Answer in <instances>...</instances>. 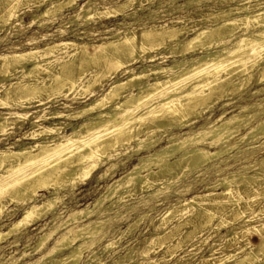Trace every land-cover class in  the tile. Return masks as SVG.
I'll return each instance as SVG.
<instances>
[{
    "label": "bare ground",
    "instance_id": "obj_1",
    "mask_svg": "<svg viewBox=\"0 0 264 264\" xmlns=\"http://www.w3.org/2000/svg\"><path fill=\"white\" fill-rule=\"evenodd\" d=\"M19 1L12 0V4L16 6ZM27 1L29 3V0ZM132 1L124 0L123 3L116 6L93 4L88 1L87 4L84 3L85 5L74 12L73 16L68 19V23L70 21L76 22L77 20L86 23L94 17L106 18L116 16L119 12L124 13L133 4ZM31 2L35 4L37 10V13L33 15V19H37L41 22L40 25H42L44 22L55 21L63 15L62 12L65 9L76 5L77 0H35ZM191 4L198 5V2L188 1L182 6H189ZM260 6L261 4L256 1L253 5L249 4L240 8H229L227 10L220 8L212 9L210 14L199 16L201 20H211V22L208 21L211 24H203L194 29L182 28V26H177L178 23L175 22H169L168 24H163V26H151L150 28L143 29L139 36L143 41L148 40L153 35L159 38L151 39L150 43L146 41L147 44L144 42L138 44L135 41L137 40L136 33L126 31L114 35L110 40H102L99 43L52 42L46 44L41 50L16 52L15 49H12L6 55H0V73L3 75V77L1 76L2 78L0 77L2 79L0 80V106L8 105L9 100L17 104L31 102L30 100L36 99L42 92L49 94L48 97L50 98L53 95L61 94L64 89L71 91L75 85H78L84 91H88L91 87H95L96 84L101 86L103 83L102 78L104 79V77L110 79L117 72L119 74H127L126 77L116 79L107 85L108 87L102 92L100 97L93 100L85 109L68 115L60 113L61 111L49 113L48 119L55 120L80 116L112 104L107 111H99L95 116L91 117L92 119L89 118L84 121L79 125V129H73L71 134H62L63 127L65 126L61 122L52 123L48 127L37 124L38 121L35 119L44 117L42 115L31 119V132L24 134V136L35 138L56 135L55 137L35 143L33 146L24 144L14 148L15 144L11 143L9 147L0 150V195L7 193L11 200L20 202L24 206L21 219L12 223L6 233H1L0 231V242L8 235L15 233L23 227L33 225L48 212L53 211L57 198H44L41 201H37L39 197L38 190L52 187L57 192V189L75 176L73 174H75L74 169L76 168H79L81 172L88 175L89 171L97 165L96 161H100V157H102L100 154L103 148H114L128 142L130 139H136L140 148L142 145H145L144 148L147 147L146 144L148 143L146 141L150 140V136L148 137L150 133L143 140L137 139L138 128L137 132L134 134L132 132L131 137L128 135L131 129L130 124L136 117L132 110L129 111L130 107H133L134 110L142 107L147 109L146 113L142 114L139 118H144L146 114L155 119L168 117L167 120H163L164 122H160L161 125L159 123H152L151 127L150 125L147 126V130H156L163 126L171 125L181 128L188 123L186 120L189 115H201L205 112L204 110L207 111L211 107L213 102L226 96L227 93L232 92L233 94H237V97L241 99V96H243L242 90H244L242 82L246 78L249 79L253 76L255 71L256 82L264 80V10ZM41 7L43 8L42 10L40 9ZM134 15L135 13L133 12L126 16L130 18ZM12 16V10L6 11L0 17V21H9ZM249 24L253 27L248 33H243L246 30H242V33H237V35L232 32L234 27L236 30L240 29L241 26V29H246L243 27L249 26ZM178 28H180V31ZM163 39L169 40L167 43L171 47L170 54L175 53L176 50L183 55L189 51L198 53L176 61L173 65L166 66L165 68L149 66L140 71L126 70V65L138 59L135 56L136 49L140 50V55H147L149 50H153L160 45L163 46L162 42L166 41ZM156 58H158V55L149 54L145 59L152 61ZM27 65H29V68H27ZM41 69L46 71V75L42 74L45 75L44 78L41 81L33 80L32 77L34 78L35 74L39 71L41 72ZM93 69H96L94 70L95 72ZM220 70H226L228 73L223 78H218L217 74ZM214 72L217 74H214ZM76 73H79L77 80L75 79ZM147 73L155 75V79L152 82H143L148 75ZM205 75H212L214 78L211 82L202 80L201 83H197L198 81H195L198 79V76H201L203 79ZM159 76L162 77L160 78ZM242 77L244 78L242 79ZM187 81L189 83L195 81L197 84H191L189 90L180 92L181 88L178 87ZM207 85L210 86V90L208 94H204L202 88ZM132 88H137V92L131 93L122 100L117 101ZM228 88L232 89L228 90ZM216 90H222V92L216 99H212V95ZM262 92H264V88L255 90L250 96H256ZM172 93L174 94L170 95L167 99L159 100V98L162 99V97ZM89 95H92V93ZM146 95L149 96L148 98L156 99L158 102L155 105H149L150 101L147 102ZM186 97L196 98L197 104L210 101L204 103L205 106L201 109L194 111L191 107L183 104ZM193 103L195 105V102ZM187 105L190 106L189 104ZM60 106H65V104L61 103ZM263 108L264 98H261L252 104L239 106V111L227 118H223L222 113L217 121L205 123L197 131L185 133L179 137L171 134L170 137H167L165 146L154 150L151 155L140 159L139 163L126 176L122 177L120 182L107 187L105 194L96 200L92 210L84 208L70 212L57 228L65 227L70 222L78 221L83 217L91 215L93 212H96L95 209L99 208L105 199L109 200L112 195L117 194L119 195V199H122L123 194L116 191L119 190L118 188L127 192L130 186L152 188L154 185H158L164 181L173 180L177 182L176 180L185 176L187 177L191 173L192 176L199 173L208 174L211 171L217 174L223 173L229 167L228 165H225L224 168L220 167L216 169L214 164H210L215 159L219 163H225L226 159L219 160V158L229 152L236 151L233 155L234 158L238 159L241 157L242 160H248L251 156V152L249 151L255 148V146H252L253 143L259 144L257 147L264 146V142L260 143L261 141H259V139L264 138V115L260 117V114L264 112L262 111ZM17 116L18 118H23L25 115L18 114ZM8 120V118L0 116V133L3 135L10 129H8ZM251 122L253 124H250ZM241 129H246L245 136L235 139ZM207 140L210 141L207 144L209 147H217L214 151H210L207 149L208 147L204 146ZM250 140V148L243 149L240 147L243 142L247 143ZM157 141L153 140L152 144L157 143ZM153 166L156 167L155 170L151 168ZM251 168L254 170L255 175L247 177L246 170ZM262 168H264V158L260 160L255 159L253 163L241 166L238 171L230 175L223 173L221 178L209 185V189L223 187L225 191L217 194V196L225 195L226 197L233 198L234 195H232L233 191L230 185L235 182H242L246 191L251 185L250 183L253 180L256 182L258 176L264 173L261 172ZM141 172H144V174ZM102 176L104 175L100 177ZM156 193L154 191L153 194ZM235 195L241 197L239 193ZM207 196H194L189 201H185L183 206L181 204L180 209L193 207ZM113 204L115 203L111 205ZM197 207V211L200 214H205L210 219L215 217L214 212L209 211L211 207L208 208L209 210L205 207L200 209L199 205ZM2 208L0 203V211ZM100 208L97 212L98 214L105 210L104 207ZM171 211L172 209L169 210V212ZM239 212L236 208L231 209L230 216L238 218ZM59 216L60 214L55 213L51 221L54 222ZM100 222V220L88 221L81 225L68 227L65 232L41 253L40 258L31 264H38L42 261H49V264H77L83 251L82 248L91 247L93 243L95 245L97 240L94 242L92 239L94 240L100 231ZM52 233L54 231L38 238L34 248L36 252L45 244ZM254 233L256 234V232ZM113 245H115V242ZM106 246H103V248L106 249L111 244ZM258 247L261 248V246ZM63 250L67 252L60 257H55L57 253ZM248 253L244 259L245 261H252L255 257L254 255H248ZM24 256L22 254L12 262L19 261ZM1 264L8 263L5 260Z\"/></svg>",
    "mask_w": 264,
    "mask_h": 264
},
{
    "label": "rangeland",
    "instance_id": "obj_2",
    "mask_svg": "<svg viewBox=\"0 0 264 264\" xmlns=\"http://www.w3.org/2000/svg\"><path fill=\"white\" fill-rule=\"evenodd\" d=\"M31 1L35 0H29V3L27 0H20L16 6H14L12 0H0V17L4 15L6 11L12 10L13 14L9 21H0V55H6L11 52L12 49H15L16 52L34 51L36 49L41 50L46 44L52 42L73 41L84 44L99 43L102 40H110L114 35L126 31H133L136 33L137 40L135 41H137L138 44L141 42L146 43V41L150 43V41H152L151 39L159 37L153 35L148 39L149 41H143L139 35L143 29L150 28L151 26H163V24L175 22L178 23L177 26H182V28L194 29L203 24H211V20L203 19V21L199 16L210 14L212 9L220 8L227 10L229 8H240L241 6L245 7L249 4L253 5L256 1L261 4L260 7L264 10V0H224L223 2H221L222 0H133V4L124 13L119 12L116 16L114 15L106 18L94 17L86 23L80 20L76 22L70 21L68 23V19L73 16L74 12L81 6L87 4L88 1L93 4H107L109 6L120 5L124 2V0H77L76 5L72 8L65 9L62 12L63 15L58 17L55 21L44 22L40 25L41 22L37 19H33V15L37 13V10L35 4ZM188 1H197L198 5L191 4L189 6L185 5L187 7L182 6ZM40 9L42 10L43 8L41 7ZM133 12L135 13L134 16L130 18L126 16ZM241 27L238 30L234 27L232 32L237 35V33H242V30H246L243 33H248L253 26H250V24L249 26H244L243 28L246 29H241ZM179 29L180 28H178V30ZM167 41L169 42L168 39L162 42V44H164L163 46L160 45L155 47V50H149L148 54L144 56L140 55L139 49H136L135 56H137L138 59L126 65V70L132 69L140 71L149 66L165 68L166 66L173 65L176 61H180L188 58L190 55L198 53L189 51L183 55L176 50L175 53L170 54L171 47H169ZM149 54H156L158 58L152 61L145 59ZM27 68H29V65H27ZM94 70L96 69H93V71ZM225 71L226 70H220L218 74L216 72H214V74H217L218 78H223L228 73ZM43 73L46 75V71L41 69V72L39 71L35 74L32 79L41 81L45 76L42 75ZM147 74L143 82H152L155 79V75ZM255 74L256 71L253 73V76L249 79L245 77L246 80L242 82V88L244 90H242L243 96H241V99L237 97V94H233L232 92H230L231 94L227 93L228 95L226 94V96L213 102L211 107L207 109V111L204 110L205 112L201 115H189L186 120L188 123L181 128L171 125L163 126L156 130H147V126L150 125L151 127L152 123H159V125H161L160 122L163 120L165 121V119L167 120L168 117L155 119L146 114L144 118H139L142 114L146 113L147 109L142 107L134 110L133 107H130L129 111L132 110L136 117L134 121L131 122L132 125L130 124L131 129L128 135L131 137L132 132L134 134L138 131V128L137 139L143 140L147 138L146 135L150 133V135H148V137L150 136V140L148 139L146 141L148 143L146 144L147 147L144 148L145 145H142L140 148L136 139H130L120 146L103 148L100 154L102 156L100 157V161H96L97 165L89 171L88 175L86 174L87 176L81 172L79 168H76L74 169V178L72 177V180L66 181L62 187L57 189V192L56 189L52 187L38 190L39 197L37 201H41L44 198H57V203L53 211L48 212L33 225L23 227L16 231L17 233H12L4 238L2 240L3 242H0V264L4 263L5 260L8 264H31L37 261L41 253L65 232L68 227L95 220L101 221L99 224L101 227L100 231L95 239H92V241L95 242L97 240L98 242L96 241L95 245L94 243L91 244V247L82 248L83 251L77 264H264V247H262L264 246V173L258 176L256 182L253 180L252 182L254 183L251 182V185L246 191L244 183L242 182H238L239 184L236 182L231 184L230 188H232L233 191V198L226 197L225 195L217 196V194L225 191L223 187L209 189V185L221 178L223 173H225V175H230L238 171L241 166L251 164L255 159L260 160L264 158V146L257 147L259 144L253 142L252 146H255V148L249 151L251 152V156L248 160H242L241 157L238 159L234 158L233 155L236 151L226 153L224 154L225 156L222 155L219 158V160L226 159L227 161L225 163H219L217 159L213 160L210 165L214 164L216 169L220 167L224 168L225 165L229 166L223 173L217 174L211 171L208 174L199 173L194 176H192L191 173L187 177L185 176L176 180L177 182L173 180H169L168 182L164 181L158 185H154L152 188L130 186L127 192H125L126 190L118 188L119 190L116 191L117 193L120 192L123 194L122 199H119V195L117 194L112 195L109 198L110 201L105 199L100 206L105 208L102 213H97L101 209L99 207L96 208V212H93L91 215L83 217L78 221L70 222L65 227L57 228L70 212L84 208L92 210L96 200L105 194L107 187L120 182L122 177L126 176V174L139 163L140 159L151 155L154 150L165 146L167 137H170L171 134L175 137H179L185 133L197 131L205 123L217 121L222 113V117L227 118L236 114L239 111V106L252 104L258 99L264 98V92L257 94V97L250 96L255 90L264 88V80L256 82ZM126 75L127 74H119V72H117L110 79L104 77L106 80L102 78L103 83L101 86L96 84L95 87H91L88 91H84L79 88L78 85H75L71 91H68V89H66V91L64 89L61 94L53 95L50 98L48 97L49 94L42 92L36 99L30 100L31 102H21L17 104L9 100L8 105L0 106V116L9 119L8 129L10 128L4 135L0 133V150L9 147L11 143L15 144L13 146L14 148L24 144L33 146L35 143L55 137L56 135L39 136L35 138L24 136V134H29L31 132V119L42 115L44 117L35 119L38 121L37 124L48 127L52 123L61 122L64 123L65 126L63 127L62 134H71L73 129H79V125L84 121L89 118L92 119L91 117L95 116L99 111H107L112 104L108 107L104 106L80 116L55 120L48 119L49 113L52 111H61L60 113L68 115L85 109L93 100L100 97L102 92L108 87L107 85L116 79L126 77ZM1 76L3 77L0 73V77ZM78 76L79 73H76V80ZM205 76H203V79L201 76H198V79L195 81H198L197 83H201L202 80L211 82L214 78L212 75ZM159 77L161 78L162 76ZM1 78L0 80H2ZM243 78L244 77H242V79ZM195 81H191V83L187 81L183 83V85H179L180 87L178 88H181L180 92L187 91V89L189 90L191 84H197ZM5 84H7V82H5ZM207 86L202 88L204 94H208L210 90V86ZM231 89L232 88H228V90ZM136 90L137 88H132L117 101L122 100L131 93L137 92ZM221 92L222 90H216L212 95V99H216ZM90 93H92V95H89ZM173 94L174 93L164 96L162 99L159 98V100L167 99ZM148 97L149 96L146 95L145 98L148 99L147 102L150 101L149 105H155L158 102L156 99L153 100V98L151 99ZM193 102H195V105ZM206 102L207 101L197 104L196 98L192 99L186 97L183 104L187 107H191L195 111L204 107V103ZM61 103H64L65 106H60ZM262 111H264V108ZM18 114L25 116L23 118H18ZM263 115L264 112L260 114V117ZM250 124L253 123L251 122ZM245 132L246 129H241L235 139L240 136H245ZM153 140L158 141L152 144ZM259 141H261L260 143L264 142V138L259 139ZM250 142L251 140L247 143L243 142L240 147L248 149L250 148ZM208 143H210L209 140L204 144L205 147H208V150L214 151L217 148L216 146L209 147L207 145ZM151 168L153 170L156 169L155 166ZM261 172H264V168H262ZM141 173L144 174V172ZM101 175L104 176L100 177ZM246 175L247 177H252L255 175V172L252 168L247 169ZM261 181L263 184L260 183ZM154 191L157 193L153 194ZM236 193L241 194V197L235 195ZM194 196L207 197L203 198L200 203L195 204V206L181 210L180 208L185 201H189ZM0 203L3 207L0 211V231L1 233H6L12 223L21 219L24 206L20 202L11 200L7 193L0 195ZM112 203L115 204L111 205ZM225 203L230 206L228 207ZM198 205L200 209L205 207L209 210L208 208L211 207L209 211H213L215 217L210 219L207 215L200 214L199 211H197ZM235 208L240 211L238 218L230 216V210ZM171 209L173 212H169ZM55 213L60 214V216L53 222L51 218ZM53 231L54 233L50 235L45 244L36 252L34 248L38 238ZM254 232H256V234ZM168 233H171L170 236ZM249 233H252V235ZM114 242L115 245H113ZM108 244H111V246L106 249L103 248V246L107 247L106 245ZM258 246H261V248ZM66 252V250H63L57 253L55 257H60ZM246 252H249L248 255H254L255 258H251L252 261H245L244 257H246ZM262 252L263 254H261ZM22 254L25 256L20 258L19 261L12 262ZM48 262L49 261H42L38 264H49Z\"/></svg>",
    "mask_w": 264,
    "mask_h": 264
}]
</instances>
